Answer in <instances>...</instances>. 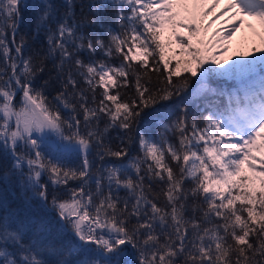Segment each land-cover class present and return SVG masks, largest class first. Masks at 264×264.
I'll use <instances>...</instances> for the list:
<instances>
[{"label": "snow or ice", "instance_id": "1", "mask_svg": "<svg viewBox=\"0 0 264 264\" xmlns=\"http://www.w3.org/2000/svg\"><path fill=\"white\" fill-rule=\"evenodd\" d=\"M67 3L64 18L54 30L49 29L45 54L49 57L59 51L56 68L61 74L73 56L69 43L76 49L85 47L84 36L77 35L79 26L74 20L69 22L71 0ZM21 5L22 0H0V59L12 72L7 80H3L7 69L0 72V145L5 156H11L10 171L22 177V184L46 211L55 213L56 220L47 227L13 216L0 218V264H123L125 257H129L128 264H264V75L257 73L258 67L264 70V47L261 55L251 59L228 63L231 57L225 58L233 43L243 44L258 36L264 44V0H112L123 31L109 29L107 46L97 37L88 39L86 47L92 52L99 47L108 56L115 51L122 56L120 64L74 60L89 89L94 94L97 87L103 89V99L96 107L87 105L83 91L76 93L86 132L80 131L76 106L66 94L68 85L76 86L71 70L64 90L54 97L69 110L67 117L32 85L35 74L43 71L42 61L37 66L31 58H22L23 67L17 71V58L5 38L9 29L15 34L22 20ZM107 6L95 2L90 9L99 15ZM53 14L51 6H45L36 17L38 26L50 23ZM217 21L226 27L213 29ZM250 21L258 22L260 30ZM243 28L250 29L251 35L237 38ZM15 51L21 53L22 47ZM153 72L160 86H144L142 79L147 77L150 83ZM130 76L135 77L136 95L124 100L119 88L129 85ZM189 77L195 78L196 85L190 90ZM213 77L235 80L236 85L231 92L213 88L209 83ZM17 92L22 93L18 107L14 102ZM182 94L192 100L206 95L226 97L227 104L211 108L204 116V128L193 119L190 132L183 106L186 101L176 104L182 114L164 128L179 133V148L163 135L157 141L140 133L144 157H130L126 148L106 147L102 133L92 126L103 113L111 122L105 131L118 127L131 133L145 109ZM94 141L104 149L103 155L116 158L105 169L107 195L102 193L100 178L95 180V194L84 191L91 179L88 154ZM75 156L82 157V166L67 167L66 162ZM168 157L176 162L179 177ZM149 160V179L164 181L167 176L166 208L157 206L143 190L140 173ZM44 174L53 184H66L69 179L82 183L67 199L53 195L49 207L47 186L41 183ZM186 180L192 181L191 188L184 187ZM113 184L133 194L130 212L127 201L119 208L120 198L111 194ZM189 193L202 197L207 205L201 208V222L194 216L185 218ZM133 216L135 224H131ZM141 216L145 217L142 221Z\"/></svg>", "mask_w": 264, "mask_h": 264}, {"label": "trees", "instance_id": "2", "mask_svg": "<svg viewBox=\"0 0 264 264\" xmlns=\"http://www.w3.org/2000/svg\"><path fill=\"white\" fill-rule=\"evenodd\" d=\"M95 2H105L108 6L103 9L101 14L97 15L90 9V5ZM45 6H51L54 14L50 23L43 26H38L36 17L41 13ZM20 10L22 20L18 25L17 31H15V36L13 37L14 34L9 29L5 38V43L11 49V55L17 58L16 62L19 65L17 71L23 67L22 58H31L33 63L37 66H39L42 61L43 71L37 72L35 74L33 80L31 81L32 85L37 89H41L49 102H51L52 106L59 107L61 115L67 117L69 115V110L64 109L63 105H59L58 102L54 100V97L59 92L64 90V83L67 81L69 70H71L73 78L76 80V86L73 88L72 85H68L66 94L69 95L71 103L76 106L78 119L81 121L80 131L86 132L83 111L79 107V103L81 101L78 100L76 93L83 91V95L87 100V105L89 107H96L99 104V101L103 99V89L97 87L94 94L92 90L89 89V86L85 83L84 78L76 70L74 60L79 58L84 62V64H89L91 62H103L110 66H118L120 64L122 56H120L118 53H115V51H113L111 56H108L105 54V50L99 47L96 48L95 52L89 51L86 47L88 39L91 38L94 40L97 37L102 39L107 46L109 43V29L113 33H121L123 31V29L119 27V22L116 15L117 10L112 6V0H71L72 15L69 16V22L74 20L75 24L79 26L77 28V35L82 34L84 36L85 47L76 49L71 43H69L68 47L69 50L72 51L73 56L71 60L65 62L62 74L59 73L56 68V65L60 63L59 51H57L53 56L49 57H46L45 54L49 48L47 43L49 29L54 30L57 26V23L64 18V14L68 10L67 0H22ZM124 23H127V21ZM256 30H260L259 26ZM77 43H79V41H77ZM17 46L22 47V52L19 54L15 51ZM262 47H264V44H261L260 38L258 36L252 37L243 44L234 43L233 48L229 49V52L226 54L225 58H227V56L231 57V59H228V63H232V61L236 59H251L253 55L259 56L262 54L260 51ZM125 51H127V49H125ZM213 52L216 53V50L213 49ZM133 66L136 67L137 65L134 64ZM226 66L227 64H225V67ZM5 69H7L6 72H4ZM0 72H4L3 80H7L9 76L12 75L10 67L6 65L2 59H0ZM257 73L264 75V70H261L258 67ZM150 75L151 82L149 83L148 78L144 77L142 79V84L148 87L160 86L157 74L153 72ZM189 79L190 90L195 88L196 85L192 82L195 80L194 77H189ZM173 80L176 81L177 77H173ZM209 83L213 88H217L225 92H231L236 85L235 80H229L223 77H213L209 80ZM112 91L115 92L116 90L113 89ZM119 91L121 92V97L124 100H130V98L134 97L136 95L135 77L130 76L129 85L120 87ZM21 95L22 93L18 92L15 97L14 102L17 104V107L19 106ZM93 95H95V102L93 101ZM181 100L186 101V104L183 106L187 111L189 132L191 131V121L193 119L197 121L200 128H204V116L208 114L211 108L213 106H223L227 104L226 97L206 95L192 100L182 94L180 97L174 96L170 101L157 104L153 108L145 109L131 133H126L125 130H122L118 127H109L107 128V131H105V126L111 122L103 113L100 114L99 120L92 121V126L102 133V142L106 147H109L112 150L126 148L130 157L143 159L144 153L141 151L139 146L140 133H143L149 138L155 139L157 141H159L163 135L168 143H171L179 148V133L176 132L175 129L166 131L164 125L171 127L178 116L182 114L179 108L175 107V105ZM106 103L108 102L106 101ZM129 135L131 136V140L128 139ZM18 151L22 150L18 149ZM165 152H167L166 147ZM103 153L104 149L94 141L93 146L88 154V159L91 162L92 167L90 170L91 179L89 184L84 186V191L86 193L89 191H91L93 194L96 193L95 180L100 178L102 184V193L104 195L109 194L110 189L108 180L106 178L107 172L105 169L112 163L116 162V158L103 155ZM102 155L103 159H101ZM167 160L168 163L173 167L176 176L179 177V168L177 167L176 162L172 161L170 157H168ZM11 163V156L8 155L6 157L3 146L0 145V218L13 216L18 220L27 221L29 223L34 222L35 224L44 223L45 226L52 227L53 222L56 220L55 213L46 211L41 206V201L39 198L34 197L32 190L30 188H26L22 184V177L18 173H13L10 171ZM124 163H127V160H125ZM148 163L152 162L149 160L147 163L142 165L140 173V175L144 177L143 190L148 198L153 200L157 206L166 208V197L163 193L167 187L165 183L167 176L165 174L164 181H161L155 177L149 179V177L146 175ZM181 163H183L182 160ZM66 165L69 168H79L82 166V157H71L66 162ZM27 171L28 169L25 163L23 168V172L25 174L23 177L24 180H26ZM131 175L133 179H136L135 172H131ZM41 183L47 186V196L50 207L53 195H56L60 199H67L71 196L73 190H79L82 182L80 179H69L66 184H53L49 179V175L44 174L41 177ZM192 186L193 184L191 180H186L184 182V187L186 189L191 188ZM111 194L114 198H120L118 202L119 208L123 209L125 207V201H127V209L129 212L131 211L132 205L135 203V198L133 194H131L126 188H117V186L113 184L111 186ZM94 199H96L98 202V198L95 197V195ZM201 208H207V205L202 201V197L194 198L191 196V193H189L188 199L186 201L185 218L191 219L194 216L197 222H201L203 215ZM125 214L127 215V213ZM150 215L151 212L149 210V216ZM140 219L142 221L145 219V217L141 216ZM130 220L131 224L137 223V218L135 216L130 217ZM212 220L216 221V217L213 216ZM205 226L211 227L212 225L206 224ZM188 234L191 238L192 230L190 227ZM56 243L59 244L60 241L57 240ZM51 259L55 260L57 257L53 256ZM128 260L129 257L123 258V264H128ZM132 260H135L134 255Z\"/></svg>", "mask_w": 264, "mask_h": 264}, {"label": "rangeland", "instance_id": "3", "mask_svg": "<svg viewBox=\"0 0 264 264\" xmlns=\"http://www.w3.org/2000/svg\"><path fill=\"white\" fill-rule=\"evenodd\" d=\"M254 26L255 28H257L259 25H258V22L256 21H250ZM221 27H226V25H223L221 21H217L216 23H214L212 25V28L213 29H219ZM245 34H248V35H251V30L250 29H247V28H243L241 32L237 33V37H240L242 35H245ZM233 45L234 43L232 44V46L230 47V49L233 48ZM254 56V55H253ZM226 143H228L229 141H225Z\"/></svg>", "mask_w": 264, "mask_h": 264}]
</instances>
